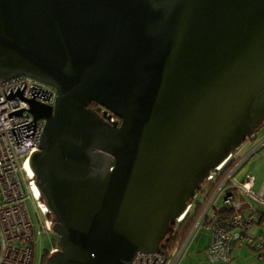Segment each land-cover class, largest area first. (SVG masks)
<instances>
[{
	"label": "water",
	"instance_id": "1",
	"mask_svg": "<svg viewBox=\"0 0 264 264\" xmlns=\"http://www.w3.org/2000/svg\"><path fill=\"white\" fill-rule=\"evenodd\" d=\"M20 74L57 93L30 100L46 125L29 165L59 236L46 264L162 253L264 123V0H0V78Z\"/></svg>",
	"mask_w": 264,
	"mask_h": 264
},
{
	"label": "built area",
	"instance_id": "2",
	"mask_svg": "<svg viewBox=\"0 0 264 264\" xmlns=\"http://www.w3.org/2000/svg\"><path fill=\"white\" fill-rule=\"evenodd\" d=\"M56 95L55 87L32 76L0 78V264H33L37 239L55 233L29 158L40 150L46 125V119L36 118L30 111V100L54 105ZM92 105L107 122L120 121L103 105ZM251 138L245 141L252 143ZM263 144L264 140L247 149L242 145L210 169L201 198L196 201L201 207L195 221L170 252H138L125 264H179L202 230L210 234L205 249L210 264H229L233 248L244 242L252 244L263 259V234L257 238L250 229L255 224L264 228V212L258 208L264 206V201L253 193L244 169ZM196 202H188L186 212L177 221L193 213ZM59 249V243H53L48 250L51 254Z\"/></svg>",
	"mask_w": 264,
	"mask_h": 264
},
{
	"label": "crops",
	"instance_id": "3",
	"mask_svg": "<svg viewBox=\"0 0 264 264\" xmlns=\"http://www.w3.org/2000/svg\"><path fill=\"white\" fill-rule=\"evenodd\" d=\"M256 138L255 134L251 138L252 143H246L242 149L250 148ZM244 169L247 172V178L253 193L258 199L264 201V150L261 151V147L248 159ZM258 208L264 212V206L258 205ZM250 232L257 238L260 234H263L264 238V228L260 224L253 225ZM209 243V232L207 230L200 231L179 264H210L205 254V249ZM232 257V261L229 264H264V258L260 259L255 247L246 242L238 244L233 248Z\"/></svg>",
	"mask_w": 264,
	"mask_h": 264
},
{
	"label": "trees",
	"instance_id": "4",
	"mask_svg": "<svg viewBox=\"0 0 264 264\" xmlns=\"http://www.w3.org/2000/svg\"><path fill=\"white\" fill-rule=\"evenodd\" d=\"M203 192V182L201 183L199 189L197 190V194H200ZM192 201H198L194 199H190L189 202ZM200 203L196 202V209L192 213L186 214V216L181 220H172L169 225V230L166 234V236L161 241V246L165 252H170L172 248L176 245V243L183 238L191 226L193 225L195 218L200 210ZM52 216V215H51ZM48 258V253H45L43 256L42 264H46Z\"/></svg>",
	"mask_w": 264,
	"mask_h": 264
},
{
	"label": "rangeland",
	"instance_id": "5",
	"mask_svg": "<svg viewBox=\"0 0 264 264\" xmlns=\"http://www.w3.org/2000/svg\"><path fill=\"white\" fill-rule=\"evenodd\" d=\"M255 134H256L257 138L253 141V144H257L260 141L264 140V123L255 131ZM246 143H248V141H245L243 143V146ZM263 145L261 146V151L264 150ZM200 198H201V195L197 194L195 197V200H199ZM53 243L54 244L59 243V236L55 233H54V235L43 234L37 239L36 246H35V257H34V263L33 264H40L43 252L46 249H49Z\"/></svg>",
	"mask_w": 264,
	"mask_h": 264
},
{
	"label": "flooded vegetation",
	"instance_id": "6",
	"mask_svg": "<svg viewBox=\"0 0 264 264\" xmlns=\"http://www.w3.org/2000/svg\"><path fill=\"white\" fill-rule=\"evenodd\" d=\"M92 107H94V106L92 105ZM254 135H255V133H254ZM45 253H48V256L50 255L49 250L46 249V250L43 252V255H42V259H41L40 264H42L43 256H44Z\"/></svg>",
	"mask_w": 264,
	"mask_h": 264
}]
</instances>
